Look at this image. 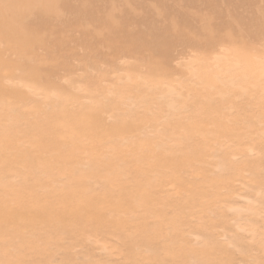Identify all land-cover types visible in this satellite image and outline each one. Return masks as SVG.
<instances>
[{
    "label": "rangeland",
    "instance_id": "374dc122",
    "mask_svg": "<svg viewBox=\"0 0 264 264\" xmlns=\"http://www.w3.org/2000/svg\"><path fill=\"white\" fill-rule=\"evenodd\" d=\"M263 65L264 0H0V264H264Z\"/></svg>",
    "mask_w": 264,
    "mask_h": 264
},
{
    "label": "bare ground",
    "instance_id": "6f19581e",
    "mask_svg": "<svg viewBox=\"0 0 264 264\" xmlns=\"http://www.w3.org/2000/svg\"><path fill=\"white\" fill-rule=\"evenodd\" d=\"M227 53V52H226ZM216 60V59H215ZM237 64V63H236ZM235 64H233V66H234ZM264 66V65H263ZM239 66H236V68H238ZM233 68V67H232ZM263 99V98H262ZM194 104V103H193ZM216 104V103H215ZM261 104V103H260ZM262 105V104H261ZM219 106V105H218ZM197 109V108H196ZM206 109V108H205ZM189 110V109H188ZM207 112V111H206ZM173 190V189H172ZM175 191V190H174ZM172 223V222H171ZM263 226V225H262ZM171 236V235H170ZM104 248H106V247H104ZM112 249V248H111ZM107 250V249H106ZM108 251V250H107ZM105 252V251H104ZM110 252V251H109ZM111 253V252H110Z\"/></svg>",
    "mask_w": 264,
    "mask_h": 264
}]
</instances>
